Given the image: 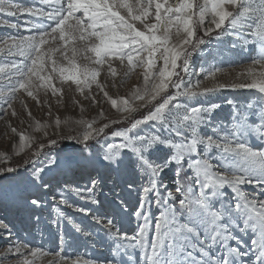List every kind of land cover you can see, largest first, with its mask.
I'll list each match as a JSON object with an SVG mask.
<instances>
[{
  "label": "snow or ice",
  "instance_id": "1",
  "mask_svg": "<svg viewBox=\"0 0 264 264\" xmlns=\"http://www.w3.org/2000/svg\"><path fill=\"white\" fill-rule=\"evenodd\" d=\"M206 20L211 26L198 36ZM0 29L17 33L0 36V113L17 116L18 100L26 108L21 92L39 104L41 96L45 102L49 94L62 97L73 85L81 94L95 86L120 113L98 126L81 118L75 123L82 132H56L47 145L20 131L15 155L36 149L23 164L0 166V178L20 177L12 199L34 227L51 204L49 224L59 230L68 223L91 238L61 206H70L73 196L97 206L76 211L103 229L109 255L72 259L58 246L49 264H264V0H0ZM214 32L217 39L234 37L232 49L253 50L236 80L220 81L229 73L215 65L201 67L193 80L192 57ZM137 69L143 85L129 97L112 98L100 80L104 72L115 87L121 71L127 79ZM224 89L254 92L243 103L226 99L231 111L221 119L222 105L210 97ZM84 98L97 103L95 96ZM141 111L146 114L138 116ZM61 123L57 117L53 126ZM48 127L35 121V131ZM11 159L0 152V162ZM54 170L86 173L87 183L65 181L49 201L54 189L46 177ZM104 188L111 198L102 196ZM134 192L137 204L129 213ZM8 196L0 188V200ZM129 215L137 221L131 235L123 227ZM5 221L0 218V240L13 235ZM249 234L246 243L242 237ZM50 254L8 239L0 264H36Z\"/></svg>",
  "mask_w": 264,
  "mask_h": 264
},
{
  "label": "rangeland",
  "instance_id": "2",
  "mask_svg": "<svg viewBox=\"0 0 264 264\" xmlns=\"http://www.w3.org/2000/svg\"><path fill=\"white\" fill-rule=\"evenodd\" d=\"M22 3H27L28 0H20ZM178 0H169V3H177ZM198 3H202L203 0H197ZM19 20H13L11 22H20ZM140 27V25H137ZM211 26L208 20L205 21L203 27L197 28V35L204 36V28ZM22 33L27 35V31L21 29ZM16 31L12 29H0V36L16 35ZM206 44L202 49L193 55L191 61V67L193 71V80L200 75L201 67L207 69L209 66L215 65L227 71L229 75H220V81L236 80L237 74L244 71L246 66L251 63V58L254 55L253 50L249 48L247 51L237 47L231 48V44L237 43V41L231 35L227 33L221 34V38H216L214 32L211 36H206ZM115 67L120 68L119 64H114ZM143 70H135L127 79H124L123 72L115 78V87L113 86V80L107 77L102 72L100 80L102 83H107L105 88L112 98L129 97L131 92L136 87L143 85ZM201 79H203L201 77ZM206 85L211 84V81H205ZM59 87V82H57ZM254 90L249 89H224L219 92L211 94L210 99L214 102L221 103L222 108L219 111V117L225 119L229 116L231 111L229 105L225 102L226 99L238 100L241 103L245 102L249 97L253 96ZM85 96H95L97 103H93L91 98L85 99ZM20 99L24 100L27 107L25 108L19 100L13 105L17 112V116H12L9 112L8 115L0 113V152H5L12 157L10 161L0 162V166H16L17 164H23V160L30 154L31 151L36 149V144H33L31 149H27L25 153L15 155L14 146L18 144V133L24 131L28 135H34L37 140L47 145V140L50 138H57L55 133L60 132L64 135H76L83 130L82 125H78L75 121L83 118L89 121L95 119L97 126L100 123L108 122L111 119H119L120 113L117 112L111 106L110 101L103 97V93L96 89L95 86L91 89V94L86 90L84 94H81L75 90L73 85L71 88L65 86L63 96L48 95L47 101L41 96L39 104L32 98L26 96L25 93L19 94ZM59 101V102H58ZM50 106V107H49ZM28 110H31V117L28 116ZM103 112V115L100 113ZM51 113V115H49ZM146 114L145 111H141L137 115ZM59 117L61 125L57 129L55 128L54 121ZM41 123H47L50 127L40 131H35V121ZM69 121L67 124L64 121ZM17 129V133L11 131L12 128ZM47 131L48 135L45 136L44 132ZM251 144L259 147V141L254 137L251 138ZM51 149L46 147L44 152H48ZM46 179H50L53 185V193L46 196V199L51 201V195L55 194L57 185H62L65 181H71L74 184L84 185L87 183V174L77 173L75 175H65L62 171L54 170L49 173ZM20 177L17 174L9 173L4 178H0V188L5 189L9 196L7 199L0 200V218H6V223L12 229V237H7L0 240V248H2L6 240H15L17 243L24 242L29 244L30 247H40L42 250L50 251L51 254L47 256H39L36 258V264H49L52 259V255L58 250V246L62 247L66 254L72 259L76 258H103L109 255L108 243L103 242V229L99 226H93L90 217L85 216L84 213L76 211V208H85L89 211H95L97 206L90 204L85 200L79 199L75 196L71 198L70 206H61V209L67 216L72 217L76 225L87 226L86 231L93 233L89 238L81 233H77L73 230V226L68 223H62L61 229H57L54 224H49L50 220L49 211L52 208L51 204L45 206L43 211V220L39 226H33V222L30 215L24 210L18 207L17 203L12 199V194L16 192L19 186ZM165 181L171 186L173 183L172 170H168L165 173ZM248 191H254L250 186ZM102 196L111 198V193L108 188H104ZM137 193H133L129 196V213L135 208L137 204ZM58 199V197H57ZM155 212V206H153ZM39 214V213H38ZM55 213H53V216ZM137 221L134 216H126L124 222V229L132 234V231L136 228ZM99 233V235H97ZM61 238L64 243L61 244ZM243 241L250 243L251 235H244ZM99 241V242H98ZM235 246V241H233ZM75 254V255H74Z\"/></svg>",
  "mask_w": 264,
  "mask_h": 264
}]
</instances>
